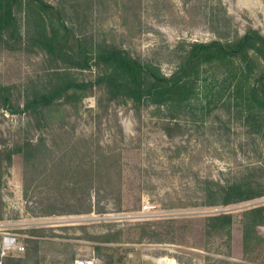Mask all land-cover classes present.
I'll use <instances>...</instances> for the list:
<instances>
[{
  "label": "rangeland",
  "instance_id": "1",
  "mask_svg": "<svg viewBox=\"0 0 264 264\" xmlns=\"http://www.w3.org/2000/svg\"><path fill=\"white\" fill-rule=\"evenodd\" d=\"M49 2L62 3L88 48L119 46L166 75L182 42H210L249 26L264 34V0ZM18 24L21 42L0 40V242L16 236L25 251L9 253L4 264H264V227L263 240L246 251L242 223V213L263 206L264 197L204 205L205 180L264 187V143L242 121L223 110L207 118L194 107L164 116L111 101L97 87L81 101H56L45 118L12 113L1 97L23 109L55 66L73 80L97 76L95 68L51 62L31 46L27 16L18 14ZM26 142L33 144L29 161L16 154L7 166L8 152ZM223 212L235 217L230 237L207 234L206 218Z\"/></svg>",
  "mask_w": 264,
  "mask_h": 264
},
{
  "label": "trees",
  "instance_id": "2",
  "mask_svg": "<svg viewBox=\"0 0 264 264\" xmlns=\"http://www.w3.org/2000/svg\"><path fill=\"white\" fill-rule=\"evenodd\" d=\"M20 13L27 16L29 26H34L29 40L33 48L53 63L61 61L80 70L95 68L97 76L93 81L73 80L55 66L49 74L51 82L29 98L23 109L14 108L10 97H1L12 113L45 118L56 101H81L97 87L111 101L128 100L137 109L153 108L164 116L174 117L194 107L209 118L223 110L228 116L235 115L251 136L264 143V34L260 30L249 26L242 34L236 32L210 42H182L177 66L166 75L159 66L143 62L119 46L93 42L88 48L68 25L61 2L0 0V40L4 43L21 42ZM54 78L57 81L53 82ZM32 148L33 144L26 142L9 151L7 166L16 154H23L28 162ZM1 168L0 164V180ZM202 186L208 200L205 206H229L264 197V187L249 179L225 184L209 179ZM242 223L247 251L254 240H263L258 229L264 227V205L245 210ZM234 224L235 217L223 212L206 218L205 231L230 237Z\"/></svg>",
  "mask_w": 264,
  "mask_h": 264
},
{
  "label": "built area",
  "instance_id": "3",
  "mask_svg": "<svg viewBox=\"0 0 264 264\" xmlns=\"http://www.w3.org/2000/svg\"><path fill=\"white\" fill-rule=\"evenodd\" d=\"M25 247L22 246L16 236H6L0 242V264H4L5 257L11 252H23ZM72 264H97L95 258H77Z\"/></svg>",
  "mask_w": 264,
  "mask_h": 264
},
{
  "label": "bare ground",
  "instance_id": "4",
  "mask_svg": "<svg viewBox=\"0 0 264 264\" xmlns=\"http://www.w3.org/2000/svg\"><path fill=\"white\" fill-rule=\"evenodd\" d=\"M163 262H165L164 264H179L175 260H172V259H164L161 261V263L160 262L159 263L162 264Z\"/></svg>",
  "mask_w": 264,
  "mask_h": 264
}]
</instances>
